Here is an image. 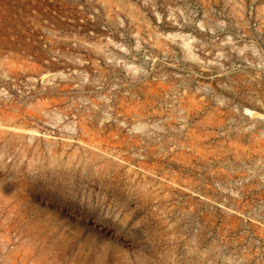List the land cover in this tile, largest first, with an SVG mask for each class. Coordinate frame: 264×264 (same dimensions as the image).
Masks as SVG:
<instances>
[{"label": "rangeland", "instance_id": "rangeland-1", "mask_svg": "<svg viewBox=\"0 0 264 264\" xmlns=\"http://www.w3.org/2000/svg\"><path fill=\"white\" fill-rule=\"evenodd\" d=\"M0 264H264V0H0Z\"/></svg>", "mask_w": 264, "mask_h": 264}]
</instances>
